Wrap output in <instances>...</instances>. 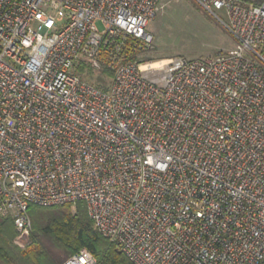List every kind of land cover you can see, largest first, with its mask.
<instances>
[{
  "label": "built area",
  "instance_id": "obj_1",
  "mask_svg": "<svg viewBox=\"0 0 264 264\" xmlns=\"http://www.w3.org/2000/svg\"><path fill=\"white\" fill-rule=\"evenodd\" d=\"M169 1L0 0V216L20 249L31 206L84 202L133 264H264V3L194 0L236 46L151 67Z\"/></svg>",
  "mask_w": 264,
  "mask_h": 264
},
{
  "label": "trees",
  "instance_id": "obj_2",
  "mask_svg": "<svg viewBox=\"0 0 264 264\" xmlns=\"http://www.w3.org/2000/svg\"><path fill=\"white\" fill-rule=\"evenodd\" d=\"M243 1L264 3V0ZM76 207L72 211V205L31 206L32 243L26 249L13 243L17 236L13 220L0 216V264H63L82 249L94 255L96 264H133L115 244L95 231L86 204L79 202Z\"/></svg>",
  "mask_w": 264,
  "mask_h": 264
},
{
  "label": "rangeland",
  "instance_id": "obj_3",
  "mask_svg": "<svg viewBox=\"0 0 264 264\" xmlns=\"http://www.w3.org/2000/svg\"><path fill=\"white\" fill-rule=\"evenodd\" d=\"M98 27L103 30L101 24ZM149 30L154 35V44L139 53L146 62L176 56L191 60L206 59L236 46L226 30L199 9L194 0H170L150 24ZM85 75L88 81L104 87H108L112 81L108 72L87 71ZM76 208L72 207V211H76Z\"/></svg>",
  "mask_w": 264,
  "mask_h": 264
},
{
  "label": "bare ground",
  "instance_id": "obj_4",
  "mask_svg": "<svg viewBox=\"0 0 264 264\" xmlns=\"http://www.w3.org/2000/svg\"><path fill=\"white\" fill-rule=\"evenodd\" d=\"M165 63V60L154 62L151 64V67H161Z\"/></svg>",
  "mask_w": 264,
  "mask_h": 264
}]
</instances>
